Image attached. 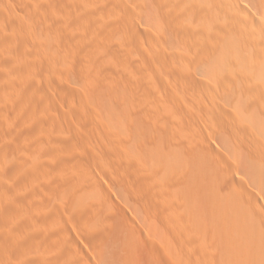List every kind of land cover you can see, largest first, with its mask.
<instances>
[{
	"label": "rangeland",
	"instance_id": "obj_1",
	"mask_svg": "<svg viewBox=\"0 0 264 264\" xmlns=\"http://www.w3.org/2000/svg\"><path fill=\"white\" fill-rule=\"evenodd\" d=\"M53 1L0 0V190L4 187L0 191V264H126L128 259H134L135 264H206V260L223 264L224 258L220 257V248L208 224L201 220L162 223L155 213L156 207L147 201V189L140 188L138 182L142 178L149 181V176L158 177L156 169L162 165L158 164V151L162 150L159 146L163 144L165 151L167 121L175 123L174 116L176 121H191L208 132L209 118L204 119L202 112L217 115L220 109L219 131L224 130L221 124H230L225 114L241 115L242 107L240 110L235 106L231 87L226 88L231 84L219 82L213 75L218 67L226 68L228 62L222 58L210 61L206 49H186L176 39L177 34L169 33L166 27H147V21L151 25L156 20L155 14L149 16L153 14L149 10L154 9L150 1L145 2L148 0H116L115 4H126L129 13L126 15L118 8L121 13L116 12L119 14L114 15L115 19L108 18L114 23L106 20L115 24L114 29L107 31L112 25L105 24L104 34V28L97 27L105 21L100 20L95 26V17L91 22L97 30L90 31L88 27L84 33L79 32L80 36L78 32L73 34L76 38L70 36L72 33H59L57 29L54 32L58 23L54 18L64 10L51 6ZM153 1L152 6L162 3L165 10L163 0ZM145 4L148 8L150 5L146 12ZM109 6L106 9H113L114 5ZM64 13L60 16L67 11ZM129 14L136 17L134 22L130 19L132 26L126 22ZM148 16L152 19L147 20ZM166 51L171 52L173 65L169 57L170 69L159 73L157 70L165 67L157 59ZM184 51L187 57H182ZM152 52L157 56H151ZM183 77L190 83L185 81L183 85ZM166 79L181 84L175 80L169 84ZM172 95L182 105L176 110L165 105ZM182 103L192 110L183 114ZM261 112L255 109L254 114ZM104 123L117 132L113 131L116 142L112 145L116 146L109 149V158H104L99 148ZM260 124L259 130L253 131L255 134L245 136L257 147L264 162V128ZM101 155L107 162L103 159V163ZM168 164L163 165L164 172L173 176L170 186L177 187V180L179 185L194 182L186 170L174 162ZM142 167L147 171L143 168L141 173ZM137 171L146 176H137ZM95 184L99 188L97 196L90 195ZM70 185H75L78 195L71 193ZM6 228L18 236L17 240L7 242ZM161 232L173 243L178 236L195 241L196 257L185 253L179 258L169 257L157 237Z\"/></svg>",
	"mask_w": 264,
	"mask_h": 264
},
{
	"label": "bare ground",
	"instance_id": "obj_2",
	"mask_svg": "<svg viewBox=\"0 0 264 264\" xmlns=\"http://www.w3.org/2000/svg\"><path fill=\"white\" fill-rule=\"evenodd\" d=\"M115 1L116 0H54L53 1L54 4L51 6L53 7L55 6V8L57 9H59L58 7H61L65 11V13L66 11L67 13L65 16L61 17L60 15L63 14L64 12L61 10L62 13L54 18L56 22L58 23L57 25H54L56 27H55V30L54 29L53 30L55 32L57 29L59 33L60 31H63L65 33H72V35L70 34V36H73V34H75L76 32H78L77 35H79V32L81 31H82L81 33H84L86 29H88V27H91L90 31H92L93 29L97 30V28L101 27L102 29L104 28L102 30L103 32L104 30H106V27H103V25L104 26L105 24L112 25L110 23H106L109 17L111 19L113 18L115 19V17H117L115 14H119L116 12H118L120 9L121 10L123 9L124 10L123 13L126 15H128L129 13L127 11L128 7L127 9L125 7L126 4H124L123 2L115 4L114 3ZM149 1H150L149 4L151 5V7H153L154 12L152 10H149V12L150 11L151 12L149 13L147 11V13L149 14L153 13L152 15H149L152 17L155 14L154 16L156 20L154 22H151L152 23L151 25H150V21H147V24H148L147 27L149 26L151 27L152 25L154 27L160 26L159 28H162V26L163 28L166 27L169 33L170 32L176 33L178 35L177 37V35L174 34L176 39L178 38L177 40L180 41V44L184 47H187L186 49H189L190 47H193L196 51L200 49H206L205 51L209 52L208 58L210 59V61L214 59L220 60L222 58L224 59L223 62H225V60L228 62V64H225L227 65L226 68H222L224 66L223 65L224 63L222 62L223 66L219 65L221 66L222 69L218 67L219 70L218 68L214 70L213 75H214V78L215 79L217 78L219 82L220 80H222L221 82L227 81L229 84H231L229 87H226V88H228L229 90V88L231 87L230 89L231 96L234 99V104L236 107H238V109H240L239 107H242V110L240 109L242 112L240 111L241 115L225 114L227 116L226 119L230 120V124L225 125L224 121L221 122L224 124L222 125L220 123L222 127L224 126L223 127L224 130L222 131H219L220 126L218 128L219 123L217 124V121L219 122L220 119H221L220 121H222L219 108L217 109V115L212 112H210L211 114H208L207 112H202L204 119L209 118L208 132H206V130L202 128H199V126L195 127V125L191 121L188 122L186 120L184 121L183 119H182L183 121L182 120L176 121L177 117L173 115L174 116L173 119L175 123H171L167 121L169 123V128H168L169 131L168 129H165L166 128L165 126H167L166 121L163 123L166 125L165 126L162 125L165 127V128H162V130L165 129V132H166V136H165L166 142L164 143L168 145L166 146L165 151H163L164 145L160 142L162 144V147L159 146V149L161 148L162 150H160V152L158 151V164L170 165L168 164L169 162L170 163L174 162L176 166L190 173L194 179V182L191 183V185L189 186L187 183H186L187 186L180 183V185L181 184L184 185L183 186L184 190L178 184L179 183L178 180L176 181L178 185L177 187H175L176 184L174 186H170L173 183V176H171L167 172H164L166 170L165 168L166 165H163V167H161L162 165H159V168L156 166L158 168V170L156 169V171L158 172L156 176L158 177L154 178V177L149 176V179L152 178L149 181H148V178H145V179L142 178V180L139 179L138 185L140 188H143V190H145V188L147 189L148 191L147 201L151 202L152 205L156 207L157 212L155 213L159 215V218L162 221V223H169L170 221V222H173L175 225V223L182 221V220H186L185 221L186 223L189 220H191V222L193 220L194 221L201 220L204 224L206 225L208 224L211 227L210 229H213L212 233H213L214 239L216 240L218 244V248H220V254H221L220 257L224 258L223 264H264V165H263L264 162L262 159V155L259 154L257 147L252 143V141L249 142L248 140H246V137L248 136H245L251 132L252 134H255L257 132V131L255 132V129L259 130L258 126L260 127L261 125L260 123H263L261 126V129L264 128V0H172V1L163 0V3H165L164 5L165 10L162 8L163 6H161L162 3L158 5L154 4L155 8L157 9L155 10L154 6H152L153 4L151 3L153 0L152 1L148 0L145 2H149ZM149 4L148 6L150 8ZM108 5H110L109 7H111V5H114V6L116 5L115 6L116 9L118 8L120 9L116 10L114 6L112 7L113 9H110V10L108 8L106 9V6L108 7ZM145 6L147 7V4H145ZM129 7H130L129 9H131L132 6L130 5ZM146 7H143L145 8L144 10L145 12H146V9H149L148 7L147 8ZM124 8L126 9L127 12L125 11ZM119 12L121 13V11ZM129 15H130L129 19H127L128 16H126L125 21L127 19L126 22H128V24L132 26V23L130 22L132 20L130 19L133 17L131 16V14ZM87 16L90 19L87 18ZM95 17H97V21L95 22H98V23H94V25L95 24L98 25L100 22H102L100 20H103V22L105 21V23L104 24L101 23L102 26H98L96 28L95 27L96 25L94 26L92 23L96 19ZM148 17L146 18L147 20L151 18V17L149 18ZM86 18L89 20H87ZM98 18H99V21H98ZM92 19L94 20L92 21ZM135 19L136 17L133 18V22ZM153 23L155 24L160 23L161 25L160 24L155 25ZM114 25L115 24H113L112 27H110V29L107 26L108 27L107 31L114 29L115 28ZM147 29H150V28H147ZM231 34H233V36L235 35L234 38H231L233 37L231 36ZM76 41H79V40H76ZM120 44H121V41H120ZM155 52H152L151 56L156 55ZM165 53L160 55V59H157V60H160L159 61L160 66L162 68L165 67V69H161L162 71L160 69L157 70V68H159L157 66L158 61H157V64H155L156 61L154 63L156 65L155 68L157 72L160 71V72L166 73L163 70L170 69L169 66L173 65V63L171 62L174 58L171 57V52L168 53L166 51ZM169 57L171 58L170 60L171 64L169 63V59H170ZM182 57H187V51H186V54H185V51L182 53ZM23 67L24 66L22 65V69ZM223 69L224 70L226 69L224 71L225 73L221 72L223 71ZM40 70H41V67H40ZM172 71H170L169 73H171ZM192 72L190 74H192ZM3 73H5V71ZM168 76H165V78ZM168 79L166 80L169 83ZM183 80H184L183 85H185V81H188V80H186V78L184 77L182 78V81ZM176 81L177 80H175V82ZM190 81L191 80H189L188 82L190 83ZM171 82L169 84H171ZM177 82L181 84L180 81H177ZM179 84L177 83L176 86ZM186 86L188 87V84ZM130 97H132V95H130ZM172 98L166 99L165 105H167V108L175 109V110L176 108H180L182 106L180 101H179L180 105H178L177 104L178 101L177 102L175 101L177 98L175 100H174V96ZM161 99L163 98L161 97ZM241 99L243 100L241 101ZM153 102H154V99H153ZM182 104H184L183 108L185 109L183 110V114H184V111H185V114L187 113L186 110H192V107L190 105L188 106L186 103H182ZM232 104L230 106H232ZM158 105L159 104H157V106ZM253 109L254 111L255 109H261L262 112L259 115L254 114ZM196 110H198V108ZM171 113L173 114V112H170L169 114ZM230 113L231 112H229V114ZM195 117L196 116H194V119ZM103 122H102V125H103ZM258 122H260L259 123L260 125L258 124ZM238 130L240 133L238 132ZM103 131L104 132H100L99 134L100 138L102 137V135L103 137H102V140L99 138L100 139L99 144L101 146L99 145L100 147L99 146L98 147L101 149L100 152L103 155V157L107 158L110 152L109 149L114 150L113 146H116L112 144L114 143V141L116 142L115 140L116 138L113 139V136L115 137L116 135L114 134L117 132L110 129L108 124H105V123H104ZM113 131L115 133H113ZM253 131L255 133H253ZM160 133H161V130L159 131V136H160ZM241 133H242V136H241ZM108 143L110 144V146ZM161 144H158V145H161ZM168 147L170 148L173 147V149L171 148L167 150ZM102 155L101 157L100 156L99 157L102 158V161H104L105 159L102 157ZM170 160H174V161L172 162ZM105 161L103 163H105ZM144 167H142L141 173H143V170L146 168ZM141 173H138L137 171L136 175L137 176L139 175L141 177L142 176ZM9 174L10 173H8V175ZM11 174H13V172ZM11 174H10V177L12 176ZM145 176L146 175L144 174L142 177H145ZM179 176L180 175H178L177 177ZM175 178L176 177H174V179ZM140 180L144 182H140ZM3 188L1 190H4ZM70 191L73 195L77 194V189L75 185H70ZM97 191H99V188L95 184L92 188V193H90V195L92 194L94 196H97L96 195ZM192 223H196V222H192ZM7 228L4 231L5 236H7L6 237L7 242L10 239L12 241L17 240L16 237L18 236L15 237L13 235L14 233L10 231V228L9 229ZM0 237L2 236L0 235ZM157 237H158L159 242L161 243L160 245L162 246V248H164V250L166 251V254L171 258L172 257L179 258L180 255L184 256L183 255L184 253L188 255H194L196 257V254L198 253V245L195 241L193 242V240L190 241V240L185 239L184 237L182 238L181 236H178L177 238H174L176 239V241L173 243L172 239L168 235L162 234V232L161 234H158ZM29 239H32L31 236L29 237ZM176 243H177V246L175 245ZM21 257H19V259ZM52 257H54V255ZM209 261L206 260L205 263L206 264H219L217 263L218 261L216 262L210 261L211 263ZM220 261L222 263V259ZM135 262L136 261L134 259L132 260L128 259L126 261V264H135Z\"/></svg>",
	"mask_w": 264,
	"mask_h": 264
}]
</instances>
